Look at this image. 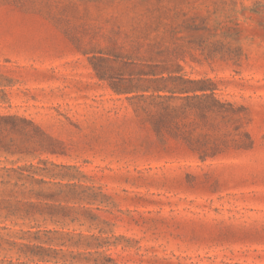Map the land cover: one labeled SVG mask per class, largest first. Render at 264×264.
<instances>
[{"label":"rangeland","instance_id":"rangeland-1","mask_svg":"<svg viewBox=\"0 0 264 264\" xmlns=\"http://www.w3.org/2000/svg\"><path fill=\"white\" fill-rule=\"evenodd\" d=\"M151 43L250 148L158 141ZM0 264H264V0H0Z\"/></svg>","mask_w":264,"mask_h":264},{"label":"trees","instance_id":"trees-1","mask_svg":"<svg viewBox=\"0 0 264 264\" xmlns=\"http://www.w3.org/2000/svg\"><path fill=\"white\" fill-rule=\"evenodd\" d=\"M141 46L138 45L135 51H139ZM162 51L158 43L148 44L143 53L153 63L142 65L148 71L139 69L136 73L139 82L155 84V94L148 97L140 95V98L143 102L141 111L155 130L158 141L165 145L168 139L172 140L177 146L194 153L202 162L230 150L250 148L252 141L248 132L241 130L238 119H232L244 108L235 109L230 102L219 99L217 84L212 80L174 74L156 62V58L163 55ZM95 70L97 73L101 71L100 68ZM100 73L98 77L103 79L105 73ZM114 91L131 92L127 88H115ZM235 123L238 124L233 125Z\"/></svg>","mask_w":264,"mask_h":264}]
</instances>
